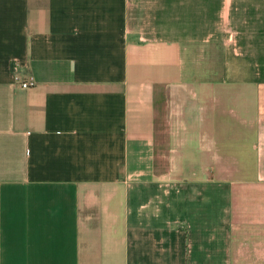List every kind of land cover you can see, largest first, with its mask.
Returning <instances> with one entry per match:
<instances>
[{"label":"crops","instance_id":"1","mask_svg":"<svg viewBox=\"0 0 264 264\" xmlns=\"http://www.w3.org/2000/svg\"><path fill=\"white\" fill-rule=\"evenodd\" d=\"M0 264H264V0H0Z\"/></svg>","mask_w":264,"mask_h":264},{"label":"built area","instance_id":"2","mask_svg":"<svg viewBox=\"0 0 264 264\" xmlns=\"http://www.w3.org/2000/svg\"><path fill=\"white\" fill-rule=\"evenodd\" d=\"M21 86L23 87H28V86H32L33 84H35V80L33 77H29L28 79H25L23 81H21Z\"/></svg>","mask_w":264,"mask_h":264},{"label":"rangeland","instance_id":"3","mask_svg":"<svg viewBox=\"0 0 264 264\" xmlns=\"http://www.w3.org/2000/svg\"><path fill=\"white\" fill-rule=\"evenodd\" d=\"M209 173H211V172H209ZM214 173V172H213Z\"/></svg>","mask_w":264,"mask_h":264}]
</instances>
